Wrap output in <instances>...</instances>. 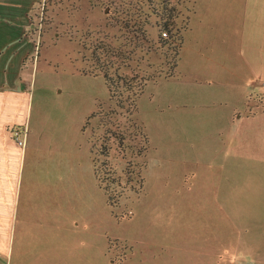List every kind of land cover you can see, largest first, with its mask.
<instances>
[{
	"label": "rangeland",
	"instance_id": "obj_1",
	"mask_svg": "<svg viewBox=\"0 0 264 264\" xmlns=\"http://www.w3.org/2000/svg\"><path fill=\"white\" fill-rule=\"evenodd\" d=\"M190 7L191 0L33 7L32 116L68 152L74 221L72 237L38 264H264L257 127L235 136L241 146L224 143L225 154L214 155L221 145L205 137L198 112L171 131L157 130L158 118L147 114V93H162L174 77Z\"/></svg>",
	"mask_w": 264,
	"mask_h": 264
},
{
	"label": "crops",
	"instance_id": "obj_2",
	"mask_svg": "<svg viewBox=\"0 0 264 264\" xmlns=\"http://www.w3.org/2000/svg\"><path fill=\"white\" fill-rule=\"evenodd\" d=\"M39 1L0 0V264H38L74 227L68 152L32 116L34 43L26 31ZM185 22L174 77L162 93H147V114L158 118L157 130L171 131L198 112L205 137L221 145L214 155L256 126L264 161V0H191ZM14 126L26 127L22 147Z\"/></svg>",
	"mask_w": 264,
	"mask_h": 264
},
{
	"label": "built area",
	"instance_id": "obj_3",
	"mask_svg": "<svg viewBox=\"0 0 264 264\" xmlns=\"http://www.w3.org/2000/svg\"><path fill=\"white\" fill-rule=\"evenodd\" d=\"M162 36H166V31H161ZM10 135L16 145L22 147L25 142L26 130L25 127L14 126L10 129Z\"/></svg>",
	"mask_w": 264,
	"mask_h": 264
},
{
	"label": "trees",
	"instance_id": "obj_4",
	"mask_svg": "<svg viewBox=\"0 0 264 264\" xmlns=\"http://www.w3.org/2000/svg\"><path fill=\"white\" fill-rule=\"evenodd\" d=\"M103 78H104V80H105V82H106V86L107 87H109V85H108V78H107V76L103 73ZM103 154H106V150H103Z\"/></svg>",
	"mask_w": 264,
	"mask_h": 264
}]
</instances>
